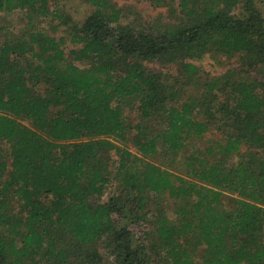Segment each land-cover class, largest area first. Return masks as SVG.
Segmentation results:
<instances>
[{
  "label": "trees",
  "instance_id": "obj_1",
  "mask_svg": "<svg viewBox=\"0 0 264 264\" xmlns=\"http://www.w3.org/2000/svg\"><path fill=\"white\" fill-rule=\"evenodd\" d=\"M86 1L0 0V264H264L259 0H149L145 25ZM209 52L237 67L202 75Z\"/></svg>",
  "mask_w": 264,
  "mask_h": 264
},
{
  "label": "rangeland",
  "instance_id": "obj_2",
  "mask_svg": "<svg viewBox=\"0 0 264 264\" xmlns=\"http://www.w3.org/2000/svg\"><path fill=\"white\" fill-rule=\"evenodd\" d=\"M116 2L117 7L121 8V18L124 22H133L137 25H145L147 22H161L169 19V9L166 6L156 5L149 0H113ZM76 21L82 22L88 14L95 8L90 2L86 0H59ZM259 5L264 12V0H259ZM22 13L19 11L1 12L0 21L7 22L9 27L21 28L23 22ZM64 27L58 29L57 35L64 34ZM196 63L201 66L200 71L202 75L218 74L228 68L237 67V58L229 57L224 54L209 52L200 59H194ZM148 66L156 70L175 71L177 65H163L159 62H148ZM189 93L194 92V87H188ZM221 135L218 131L213 130L200 139H195L189 147L194 148L193 145L207 144L208 141L219 139ZM170 169L179 173L186 174L185 166L182 162L170 166ZM114 185H111L110 191L107 192L106 197H109L114 191ZM108 263V260H106ZM111 263V262H110Z\"/></svg>",
  "mask_w": 264,
  "mask_h": 264
}]
</instances>
